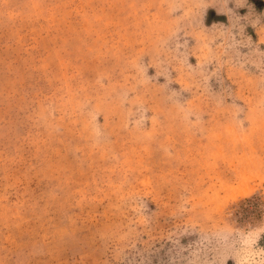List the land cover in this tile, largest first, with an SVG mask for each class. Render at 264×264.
<instances>
[{"label": "rangeland", "instance_id": "obj_1", "mask_svg": "<svg viewBox=\"0 0 264 264\" xmlns=\"http://www.w3.org/2000/svg\"><path fill=\"white\" fill-rule=\"evenodd\" d=\"M0 264H264V0H0Z\"/></svg>", "mask_w": 264, "mask_h": 264}]
</instances>
